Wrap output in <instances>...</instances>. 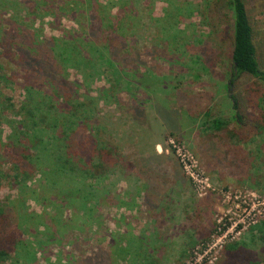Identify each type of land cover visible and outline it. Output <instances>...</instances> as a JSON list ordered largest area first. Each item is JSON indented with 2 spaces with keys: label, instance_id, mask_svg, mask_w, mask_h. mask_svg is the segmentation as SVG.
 Segmentation results:
<instances>
[{
  "label": "rangeland",
  "instance_id": "1",
  "mask_svg": "<svg viewBox=\"0 0 264 264\" xmlns=\"http://www.w3.org/2000/svg\"><path fill=\"white\" fill-rule=\"evenodd\" d=\"M207 1L134 0L130 12L119 0H99L113 25L102 38L109 41L119 69L138 68L143 77L135 81L140 84L130 91L124 82L114 88L116 82L109 83L107 78L113 79L105 73L85 81L78 69L62 76L75 91L73 105L85 104L75 115L92 116L79 123L77 133L120 145L117 152L137 164L130 173L132 186L117 182L113 173L101 184L90 179L74 183L76 178L59 179L46 165L22 163V150L9 141V127L22 121L29 88L44 89L45 74L24 64L16 51L22 46L12 47V38L22 43L13 13L0 14V37H9L0 40V212L20 241L6 264H97L106 251L113 256L105 264H215L225 244L244 241L248 230L264 221V130L245 142L223 135L207 138L211 119L235 127L228 96L238 92L227 89L232 11L221 1L218 14L208 17ZM63 2L44 5L50 16L32 15L31 1L24 4L22 27L27 23L47 40L79 33V14L60 12ZM245 2L264 71V0ZM125 26L128 34L121 36L118 29ZM244 84L256 90L254 80L243 79L237 86ZM50 91L31 100L48 101V94L57 105ZM173 113L179 117L178 130L166 119ZM135 134L149 139L147 147L139 144L142 155Z\"/></svg>",
  "mask_w": 264,
  "mask_h": 264
},
{
  "label": "trees",
  "instance_id": "2",
  "mask_svg": "<svg viewBox=\"0 0 264 264\" xmlns=\"http://www.w3.org/2000/svg\"><path fill=\"white\" fill-rule=\"evenodd\" d=\"M29 1H31L34 8L32 15H35L36 12L39 15L42 14V16L51 15L47 9H44V5H48L52 0H0V6H2L0 14L4 12L13 13L12 18L19 24L17 32L21 35L22 43L15 42V38H12L10 43L12 47L18 45L23 47L22 49L17 47L16 51L20 56H24L25 59L22 60L29 69L33 68L37 74L44 72V84L41 88L54 92L57 105L60 108L53 103V98L48 94L46 97L50 101L40 99L41 102H33L31 99H34L37 95L40 97L39 93H43L44 89L36 93L35 87L29 88L27 101L24 102L26 105L22 108L23 114L20 115L22 121L11 122L9 127L11 129L10 143L14 144V148L22 150L20 158H22L23 164L46 165V167H50L52 173L55 171L53 174H57L59 179L66 176L71 180L76 178L77 182L74 183L90 179L101 184L103 181H107L110 173H113V175H118L117 182L122 180L132 186V175L130 173L133 169H136L137 164L129 163L126 161L128 159L122 157V153L117 152L120 145L114 147L113 143H105L104 141V144H101L90 133H77L79 123L82 124L86 119L90 120L92 116H90L91 113L89 116L83 115L82 118L75 115V113H79L81 109L85 108V104H83V107L73 105L75 91L70 89L67 80L65 82L62 79V76L68 70L78 69L85 81L89 78L92 79L95 75L102 76L105 73L107 76L111 75L113 79L107 78L109 83L116 82L114 88L124 82L126 84L125 88L130 91L131 85L134 83L140 84L135 81L143 77L138 68L130 71L131 73L126 72L125 69H119L114 62L115 59L109 41L102 38L104 33L112 30L111 17L107 13H102L106 11L100 5L99 0H64L58 10L62 13H75L76 16L79 14L80 32H66L60 38L47 40L41 38L43 35L36 29H33L34 31L30 30V26L26 21V27H22L23 24L19 21L21 20L20 10H23L25 8L23 7L24 4L29 3ZM221 1L226 3L233 14V21L231 24L228 22L229 31L227 32L231 40L232 52L230 86L227 89L230 91L231 87H236V90H238L237 94L229 92L228 96L234 113L235 127L230 128L232 125L223 119H211L207 123V132L212 134L208 135L207 138L214 140V137L220 138L223 135L224 138L230 140L237 139L239 142H245L247 138L262 135L264 130V71L261 70L258 61L255 42L256 33L250 23L245 0L207 1L208 17H211V14L214 13L218 14ZM120 2H124L122 7L125 8L124 11L133 12L134 0H119ZM99 14L104 16L99 19L97 17ZM215 19L212 17V20ZM83 21L87 22L86 26L81 23ZM218 26H222V23H219ZM126 28L127 26L118 29L121 36L128 34ZM132 29L129 31L132 32ZM121 32H124V34ZM219 33L220 31H216L215 40L220 36ZM7 38L9 41V37L3 39L0 37V40L5 41ZM124 41L123 48L127 49V40ZM48 53L52 55L53 62L50 61ZM53 54L55 55L53 56ZM102 69H106L105 72H102ZM51 72H54V74H51ZM243 79H246V81L254 80L256 90L252 89L253 87L248 89L245 84L241 85L242 89L241 86H237ZM75 86L78 87V84H75ZM65 89H67V92H65ZM86 98L88 99V95ZM35 103L36 105L32 107L31 105ZM134 110L139 114V109L134 108ZM84 111L88 112L87 109H84ZM205 115L210 118L209 112ZM171 117L166 119L173 122L172 125L178 130V115L173 113ZM29 118H31L30 121ZM135 135V140H138L139 151L142 155L144 151L141 150L140 145L144 148L147 147L149 139L143 140L144 136ZM116 136L118 137V135ZM133 138L135 137L133 136ZM26 142L30 143L29 147H26ZM34 153L37 155L35 158L31 157ZM44 158L46 161H44ZM119 158L123 163L119 161ZM23 180H26V178L24 177ZM19 246L20 241L12 223L8 220L7 215L1 211L0 264H6L18 251ZM102 253H105L106 258L103 259V257L98 256L95 263H110L113 253H110V251ZM215 264H264V221L253 225L246 233L244 241L225 244Z\"/></svg>",
  "mask_w": 264,
  "mask_h": 264
},
{
  "label": "built area",
  "instance_id": "3",
  "mask_svg": "<svg viewBox=\"0 0 264 264\" xmlns=\"http://www.w3.org/2000/svg\"><path fill=\"white\" fill-rule=\"evenodd\" d=\"M180 156V155H179ZM182 162H185V158L181 156ZM223 249V248H222Z\"/></svg>",
  "mask_w": 264,
  "mask_h": 264
}]
</instances>
